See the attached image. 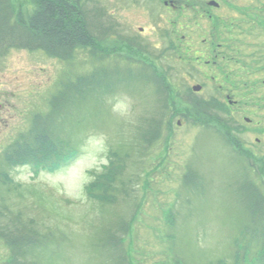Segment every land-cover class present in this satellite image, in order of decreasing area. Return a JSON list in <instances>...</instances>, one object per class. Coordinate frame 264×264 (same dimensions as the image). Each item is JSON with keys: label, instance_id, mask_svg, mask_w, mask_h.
Masks as SVG:
<instances>
[{"label": "rangeland", "instance_id": "obj_1", "mask_svg": "<svg viewBox=\"0 0 264 264\" xmlns=\"http://www.w3.org/2000/svg\"><path fill=\"white\" fill-rule=\"evenodd\" d=\"M210 1L81 0L99 39L65 59L0 43V234L37 236L17 254L0 236V264H232L238 187L264 195V0ZM10 6L12 27L35 8ZM95 73L106 85L51 111ZM35 122L65 144L54 171L7 164Z\"/></svg>", "mask_w": 264, "mask_h": 264}, {"label": "trees", "instance_id": "obj_2", "mask_svg": "<svg viewBox=\"0 0 264 264\" xmlns=\"http://www.w3.org/2000/svg\"><path fill=\"white\" fill-rule=\"evenodd\" d=\"M80 1L33 0L35 8L28 16V20H21L18 25L12 27L8 23L11 11L10 0H0V43L7 41L13 47L44 50L61 59L70 55L73 48L77 46L92 47L96 42L95 38L99 39V37L93 35L87 14ZM101 85L103 87L106 82L100 73L92 74L88 80L79 78L68 82L53 98L51 111L55 112V109H58L56 103L59 106L63 104L65 106L68 102L76 101L77 97L82 98L83 95L89 93V90L101 87ZM33 130V138L28 139L34 143L32 153L30 154L27 144L24 151L23 148H15L7 157V164H12L16 159H30L31 157L32 167L38 170L58 168L64 164L69 157L64 153L65 144L50 138L49 125L46 131L42 123L38 125L35 122ZM149 135L147 136L149 137ZM49 161L50 163H48ZM117 167L118 164L114 163L108 172L114 174ZM110 173L105 175V180L100 183L98 180L92 181L89 184V193L96 190L95 188L98 186L103 188L104 192L112 188L114 180L111 179L112 174ZM91 187L92 190H90ZM238 191L241 193L244 206L247 205V207L240 213L242 220L239 222L232 240V264H264V195L247 181L239 185ZM125 228L124 223L119 225L121 231H124ZM13 231L14 228H8V231L2 232L0 236L5 239L15 254L21 252L23 247L28 248L35 243L37 236L34 235V238L32 236L30 240V233L26 228L19 229L21 236L18 238L13 236ZM108 238L113 240L116 248L119 247L122 237L108 234ZM118 263L125 264V256H120ZM217 264L227 263L222 260Z\"/></svg>", "mask_w": 264, "mask_h": 264}, {"label": "flooded vegetation", "instance_id": "obj_3", "mask_svg": "<svg viewBox=\"0 0 264 264\" xmlns=\"http://www.w3.org/2000/svg\"><path fill=\"white\" fill-rule=\"evenodd\" d=\"M164 5H167V2H165ZM169 5H170L172 8L175 6L174 3H173V0H170ZM213 7H219V5H218V6H213ZM220 47H221V45L218 44V45L216 46V48H214L213 51H218V49H219Z\"/></svg>", "mask_w": 264, "mask_h": 264}, {"label": "water", "instance_id": "obj_4", "mask_svg": "<svg viewBox=\"0 0 264 264\" xmlns=\"http://www.w3.org/2000/svg\"><path fill=\"white\" fill-rule=\"evenodd\" d=\"M210 4H212V5H216L214 2H211ZM200 90V86H195V87H193V91H199Z\"/></svg>", "mask_w": 264, "mask_h": 264}]
</instances>
